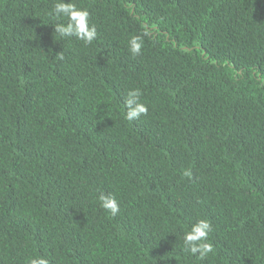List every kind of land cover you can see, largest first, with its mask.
<instances>
[{
    "label": "trees",
    "instance_id": "obj_1",
    "mask_svg": "<svg viewBox=\"0 0 264 264\" xmlns=\"http://www.w3.org/2000/svg\"><path fill=\"white\" fill-rule=\"evenodd\" d=\"M74 2L91 45L54 33L56 0H0V264H264V0Z\"/></svg>",
    "mask_w": 264,
    "mask_h": 264
},
{
    "label": "clouds",
    "instance_id": "obj_2",
    "mask_svg": "<svg viewBox=\"0 0 264 264\" xmlns=\"http://www.w3.org/2000/svg\"><path fill=\"white\" fill-rule=\"evenodd\" d=\"M49 15L56 20L53 23L54 33L61 38L75 37L82 41L85 46L91 45L98 36L97 27L91 23V14L88 9L78 7L74 0H56L54 7L49 12ZM64 22H59V21ZM143 36H132L128 41V48L133 56H138L142 53L143 37L149 36L155 29L144 25ZM63 58V57H61ZM264 83V77H259ZM142 92L138 88L130 89L124 97L122 103L126 109L124 118L129 121L139 120L142 116H147L149 113V105L143 102ZM182 175L188 179H192L193 173L191 169H185ZM100 207L109 212L112 217H115L120 212V205L114 196L101 194L99 196ZM212 231V224L207 219H197L193 222L190 228L183 235V251L190 253L191 256L203 261L214 253V245L209 242V234ZM27 264H49V261L43 256L30 257Z\"/></svg>",
    "mask_w": 264,
    "mask_h": 264
}]
</instances>
